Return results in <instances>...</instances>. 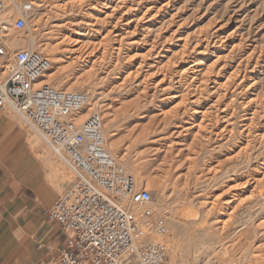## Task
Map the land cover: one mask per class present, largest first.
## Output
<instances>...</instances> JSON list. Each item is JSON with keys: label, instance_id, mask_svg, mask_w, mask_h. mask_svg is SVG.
Returning <instances> with one entry per match:
<instances>
[{"label": "rangeland", "instance_id": "obj_1", "mask_svg": "<svg viewBox=\"0 0 264 264\" xmlns=\"http://www.w3.org/2000/svg\"><path fill=\"white\" fill-rule=\"evenodd\" d=\"M30 1L40 2L11 0L3 15L9 36L18 40L9 46L8 59L30 46L50 56L51 71L59 72V81L46 83L64 89L70 81L69 91L86 92L83 110L92 107L101 115L106 139H115L107 147L137 186L138 172L160 182L158 188L145 189L151 191L153 207L167 223L164 240L171 263L264 264V180L253 187V180L264 172V134L257 135L264 132V0H45L40 7L32 5L25 28L13 29L19 6ZM67 20L71 22L61 30L80 28L85 41L107 34L105 59L91 72L81 70L80 62L60 70L51 60L53 52L44 46L56 40L52 23ZM115 32L122 35L119 52L114 49ZM138 55L145 56L144 70L161 65L152 80L166 73L167 94L186 92L185 101L166 99L160 88L151 86L140 97L142 77L117 85ZM191 64L195 65L178 82L176 71ZM192 75L202 80L196 90L197 83L189 82ZM192 107L207 110L204 132L210 131V139L197 132L199 127L175 134L178 125L199 120L190 114ZM164 108L176 110L177 116L164 121L158 114ZM5 113L19 121L43 181L59 194L74 179L73 171L19 116L11 110ZM224 125L230 132L217 135ZM32 135L42 139L43 150L38 151ZM178 139L182 143L170 152L169 141ZM243 145L246 149L235 155Z\"/></svg>", "mask_w": 264, "mask_h": 264}, {"label": "built area", "instance_id": "obj_2", "mask_svg": "<svg viewBox=\"0 0 264 264\" xmlns=\"http://www.w3.org/2000/svg\"><path fill=\"white\" fill-rule=\"evenodd\" d=\"M9 2L0 0V110L19 116L75 175L47 210L65 235L58 264H172L167 223L154 209L151 191L138 188L107 147L101 115L92 112L81 122L72 116L88 94L37 84L51 64L32 46L8 59L2 15ZM30 9L29 2L19 6L13 29L25 28Z\"/></svg>", "mask_w": 264, "mask_h": 264}, {"label": "crops", "instance_id": "obj_3", "mask_svg": "<svg viewBox=\"0 0 264 264\" xmlns=\"http://www.w3.org/2000/svg\"><path fill=\"white\" fill-rule=\"evenodd\" d=\"M4 113L0 110V264H58L65 235L47 216L58 194L43 181L19 121ZM32 140L38 151L45 148L38 135Z\"/></svg>", "mask_w": 264, "mask_h": 264}, {"label": "bare ground", "instance_id": "obj_4", "mask_svg": "<svg viewBox=\"0 0 264 264\" xmlns=\"http://www.w3.org/2000/svg\"><path fill=\"white\" fill-rule=\"evenodd\" d=\"M45 3V0H40V2H33V1H30V5H31V8H32V5L35 4L37 7H40L42 6L43 4ZM8 5H10L8 3ZM56 5V4H54ZM59 5V4H58ZM55 7V6H53ZM107 7V6H106ZM53 9V8H52ZM149 9V8H148ZM5 13V12H4ZM4 15V14H3ZM3 15H2V18H3ZM111 15V14H110ZM93 18V17H92ZM97 18V17H96ZM95 18V19H96ZM55 21V20H54ZM96 21V20H95ZM65 22V21H64ZM71 22V21H70ZM68 20L67 22L65 23H60V24H56V23H52L51 25V29L54 27H56L55 29L53 28L52 30H56L57 33V37H56V40H54L55 42H46L44 43V46H46L47 48H49L52 52H53V55L51 56V60L53 62H56L58 63V67H60V70H63L67 67H73L74 65H78L79 62L82 63L80 64L81 65V70H85V72H91L94 70V68L99 65L104 59H105V55H106V44L107 43V34L105 33V35H103L101 37V39L99 40H96V41H85L84 40V32L83 30H81L79 27V29L77 28H74L70 31H63L61 30L62 27L66 26V24H69L70 23ZM58 23V22H57ZM74 23V22H73ZM89 23V22H88ZM87 23V24H88ZM47 24V23H46ZM75 24V23H74ZM94 24V23H93ZM48 26V25H47ZM70 26V25H68ZM99 29V28H98ZM97 29V30H98ZM49 30V29H48ZM96 30V29H95ZM101 31V30H100ZM55 34V32H54ZM114 38L116 39V43H117V46H112L114 47V49L116 51H120L121 50V44H120V41L122 40V35L120 33H117L115 32L114 33ZM16 38H13L11 36H9V40H8V46H12L15 42H16ZM92 40V39H91ZM18 41V40H17ZM20 41V40H19ZM113 41V39H112ZM42 42V41H41ZM18 43V42H17ZM114 43V42H113ZM15 45V44H14ZM33 47V46H32ZM113 49V48H112ZM62 53H66V60H64L63 58V54ZM115 53V52H114ZM117 57V56H116ZM129 57V56H128ZM144 57L143 55H138L137 57L135 58H132V56L130 57V60L131 58L134 60V59H138V61L133 64V66H128L127 68V71H126V74L125 76H123V78L121 79L120 82H118L117 85H120V86H123L126 84V82L128 80H130V78L133 79H137L138 77H142L141 79V85L139 87V96L141 97L140 94L143 95H147L148 92H147V89L151 86L153 87L154 89L156 88H160V91H162L164 94H166L164 96V98L166 99H171V98H179L181 102H184L185 101V95H186V92H181V91H177L175 93H172V94H167V88L169 87L170 85V79L169 77H167V74L164 73L162 74L161 78L159 80H152V78L155 76L156 73H158L159 70H161V65H158L157 64H152L153 65V68H149V69H143L146 65H145V62H144ZM218 57V56H217ZM47 58H50V56H48ZM216 59V58H215ZM132 60V61H133ZM116 61V60H115ZM114 61V62H115ZM118 61V60H117ZM128 61V60H127ZM125 62H126V59H125ZM198 62H201V61H198ZM51 64V62H50ZM196 64V63H195ZM195 64H191L190 66H187L186 68H182L181 70H178L176 71L177 73V81L178 80H181V76L184 75L188 70H190L192 68L193 65ZM199 64V63H197ZM112 65V64H111ZM51 68L52 66H50L49 70L40 78V80L38 81L37 84H41V83H46V82H52V80H56V81H59V72L58 71H54L52 72L51 71ZM76 68V67H75ZM194 69V68H193ZM237 69V68H236ZM218 70V69H217ZM51 71V72H49ZM144 71V73H142ZM110 74V73H109ZM80 75V74H79ZM232 75V74H231ZM229 76L228 75L226 78H225V81L229 79ZM75 77V76H74ZM190 77V81H193V82H196L197 84H194V89L195 88H198L199 85L202 80H195L196 78V75H192V76H189ZM84 78V77H83ZM172 79V78H171ZM77 80H81L80 77L79 79L76 78L75 81ZM185 80V79H184ZM189 80V79H188ZM203 80H205L203 78ZM74 81V80H73ZM179 82V81H178ZM70 83V81H67V83H65V87L64 89H61V90H65V91H69L70 89V86L68 85ZM72 84V83H71ZM68 85V86H67ZM191 87V86H190ZM196 90V89H195ZM194 90V91H195ZM166 91V92H165ZM155 92V91H154ZM153 92V93H154ZM151 93V94H153ZM199 93V92H198ZM138 94V93H137ZM193 99L191 100L193 103L197 100V98L199 97L198 94L196 95H193ZM163 98V99H164ZM255 99V98H254ZM251 100H253V98H250L247 102H250ZM86 104V103H85ZM85 104H84V108H85ZM119 105V104H118ZM126 105V104H125ZM174 105V104H173ZM123 106V105H122ZM183 106V105H182ZM83 107L82 109L78 110V111H74L72 112V116L74 117L75 121L77 122H81L82 120H84L89 114L92 113V107H89V108H86L85 110H83ZM105 107V106H104ZM176 108V106H174ZM172 108V106H171ZM171 108L169 109H165V110H160L159 111V116L160 115H163V120L164 121H168V119H170L171 117H176L177 115V111L176 110H171ZM127 109V108H125ZM124 109V110H125ZM83 110V111H82ZM182 110V109H181ZM184 110V109H183ZM186 111V110H185ZM184 112V111H183ZM110 113V112H109ZM255 113V112H254ZM190 114L191 115H197L199 116V120L198 121H194L193 124H191L190 126H177V130H175V134H177V137L178 136H181L182 133H187L188 131H190L191 129H193V127H199L197 128V132L200 130V131H203L204 133V138L206 140L210 139L211 138V134L209 133L210 131H208V133L210 135H208V133L206 134V132H204V130H206L208 128V126H206L207 124H204V123H207L206 118H208V114H207V110L206 109H198V108H191L190 109ZM103 115V114H102ZM212 116V115H210ZM216 116V115H214ZM254 116V115H253ZM109 117V116H108ZM114 117V116H113ZM148 117V116H147ZM224 117V116H223ZM214 118H217V117H214ZM247 118V117H246ZM103 119V118H102ZM108 119V118H107ZM155 122V118H151L149 119V121H153ZM160 120V119H158ZM225 120V119H224ZM251 120V119H250ZM212 125V124H211ZM162 126V125H161ZM244 127L245 129L247 127V124H244ZM243 127V128H244ZM150 128V127H149ZM224 130H227L230 132V128L227 127V125H224L220 131L217 132V135H219V133L221 131H224ZM196 132V133H197ZM126 133V132H125ZM128 133V132H127ZM194 133V134H196ZM200 133V132H199ZM117 134V133H116ZM264 134L263 133H258L257 135L260 137ZM138 135V134H137ZM164 136V135H163ZM197 136V134L195 135ZM194 136V138H196ZM202 136V135H201ZM159 137V136H158ZM181 138V137H180ZM199 139V138H198ZM248 141L247 140V144H248ZM206 142V141H205ZM110 144H115V139L114 138H108V140L106 139V144L109 145ZM168 143V142H167ZM182 143V139H178V140H171L169 141L168 143V147H169V151L171 152L172 150H175L177 148V145H180ZM167 145V144H165ZM167 147V146H166ZM184 147V146H183ZM247 145H243L239 151H237L235 153V155H238L239 153L243 152L245 149H246ZM154 148V151H156V149L158 150L159 147H153ZM186 148V147H185ZM180 149V148H179ZM167 151V152H169ZM185 154V153H184ZM168 156V155H167ZM176 159V158H175ZM133 168H135L134 165H132ZM137 175H139V182L141 183V185L137 186L138 188H144L145 189V186H149V187H152V188H158L160 187V182L158 180H156L152 175H141L140 172L137 173ZM250 176V175H248ZM253 178V177H252ZM262 180H264V172H261V177H258V178H255L253 180L254 182V186L253 187H256ZM248 179L245 180V182H247ZM137 184V183H136ZM178 190V189H177ZM253 194V193H252ZM247 196V195H246ZM235 197V196H234ZM237 197V196H236ZM249 197V196H248ZM251 197V196H250ZM233 199V198H232ZM226 200V199H225ZM236 200V199H235ZM239 200V199H238ZM237 200V201H238ZM263 202V201H262ZM227 213V212H226ZM225 222V220H223ZM222 221V222H223ZM243 226V225H242ZM251 248V247H250Z\"/></svg>", "mask_w": 264, "mask_h": 264}]
</instances>
